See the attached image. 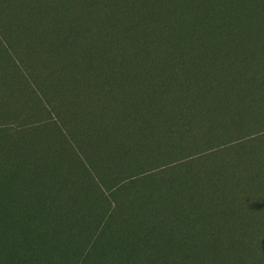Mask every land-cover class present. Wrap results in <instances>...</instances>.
I'll list each match as a JSON object with an SVG mask.
<instances>
[{"label":"trees","instance_id":"trees-1","mask_svg":"<svg viewBox=\"0 0 264 264\" xmlns=\"http://www.w3.org/2000/svg\"><path fill=\"white\" fill-rule=\"evenodd\" d=\"M255 1L264 0H90L96 18L70 0H0V57L31 89L51 87L40 76L45 51L58 42L56 55L72 60L67 44L90 27L98 48L71 72H120L125 60L134 76L145 63L137 90L103 85L96 151L94 121L75 127L63 116L75 108L52 104L63 152L49 160V139L21 184L0 188V264H217V249L200 239L229 230L223 248L264 264V20ZM112 46L127 54L104 53ZM60 75L58 87L70 81ZM121 164L139 171L116 180L110 169Z\"/></svg>","mask_w":264,"mask_h":264},{"label":"rangeland","instance_id":"rangeland-1","mask_svg":"<svg viewBox=\"0 0 264 264\" xmlns=\"http://www.w3.org/2000/svg\"><path fill=\"white\" fill-rule=\"evenodd\" d=\"M260 2L255 1L254 7L264 20V1ZM70 4L72 8H76L78 11L83 10L84 12L89 13L88 15L91 17L97 18L94 13L96 10L91 5L90 0H70ZM18 22L20 28H26L27 23L23 17H20ZM104 36L102 35L99 39ZM97 37V28L90 27L83 31V42L75 45H70L68 43L67 49H65V54H69L72 59L70 61L61 55H56L57 52H59L58 50H60L58 42H55V46H52V49L45 51L48 56H51V60L46 62L45 71H41L40 76L41 80L50 79V89H40L36 85L35 88L31 89L30 86H28V78L24 81V85L20 84V79H11L15 74V70L9 69L5 57H0V66L8 69V73L3 71L0 72V188H11L14 190L18 184H21L20 182L18 183V180L21 179L20 175L22 176L24 171H29V165L33 166V158H36V156L39 155L41 148L47 145L46 141H49V139L52 141L48 145L50 150L48 153L49 160H57V157L59 156L58 154H60V152L62 154V149L57 146L58 137L56 134V126L52 125L53 122H60V118L57 114L58 110H54L52 104L65 106V109H63L64 113L67 111L66 106H72V108H75L71 111L72 116H70L71 112L68 116L66 114L63 115L70 118L75 127L81 128L86 125H89L90 127V121H94V127L91 128L94 133L91 135L90 139L93 143L92 148L96 151L98 144L101 143V138L99 130L96 129L95 124L100 125V121L102 122L101 111L103 107H105L104 104L108 99V94L105 92H109L108 88H112L116 84L128 86L132 91L137 90L136 88L140 86L142 72H144L145 69L144 62H138V64H140V73L138 72V74L134 76L130 75L128 70L133 62H125V60L124 63H122L120 72L118 70L113 71V65H111L112 67L110 66V71L108 69L99 68L96 65L95 71H86L88 68L86 66L85 68L82 67V70L84 71H81L78 74L74 71L71 72L73 66L70 64H73L81 58L89 57L91 52H96L99 44ZM30 44L31 48H35L38 50V53H41L38 49L37 42H30ZM123 50L125 56L127 52L124 46L123 48L112 46L111 48L106 49L104 53L111 51L114 55H121L123 54ZM75 56L79 57L76 58ZM116 60L122 61L118 56ZM26 61L29 62L28 60ZM26 66L33 67V63L30 62V65L29 63H26ZM62 71L70 74L69 82L71 83L63 82L60 87H58L55 85V82L61 76L60 74ZM72 74L76 75L72 76ZM116 76L119 78L116 79ZM77 84L80 87L83 86V88L85 86H92L93 88L90 91H83L82 93L81 89L79 90L77 86L74 87ZM106 84L108 88H105L106 90H104L103 85ZM105 96H107V98ZM114 106L117 108V105ZM115 108H113V110H115ZM76 113L79 114L75 117L74 114ZM109 132V140L113 143L114 136L111 134L110 128ZM41 141H44V143L41 144ZM56 146L57 149L55 148ZM62 156L66 157V155ZM136 159L137 157L133 158L134 164H137V161H134ZM164 162L165 161H162L160 164H163ZM76 167L79 168L78 166H75L72 170L77 169ZM88 168L90 169V164ZM127 168H131L129 167V164H121L116 168L110 169L112 172L110 174H116L117 180L121 176L128 177L137 174L139 171L136 170L128 173L126 172ZM143 171V169H140V172ZM149 207L150 206H148V208ZM256 214L259 218L258 221H261V219L264 218V212L257 211ZM220 233L221 234L210 233L211 238H208L209 232H205L204 234L207 235V238L200 239L202 243L207 241L210 242L213 244V248L217 249V257L215 259L217 264H255L256 255L252 260L249 258L244 260L243 257H240V253H237V249L236 251L235 249L230 250L223 248L222 238H224L226 234H228L227 238H230L235 233L230 232V230L227 231V233L224 231H221ZM201 237H203V235H201Z\"/></svg>","mask_w":264,"mask_h":264}]
</instances>
